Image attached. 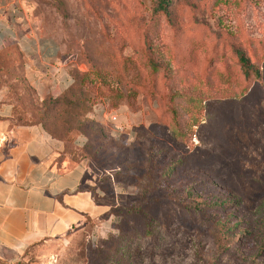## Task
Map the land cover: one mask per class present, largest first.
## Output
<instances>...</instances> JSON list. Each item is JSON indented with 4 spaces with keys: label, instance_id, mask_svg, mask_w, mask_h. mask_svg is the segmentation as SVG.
Instances as JSON below:
<instances>
[{
    "label": "rangeland",
    "instance_id": "obj_1",
    "mask_svg": "<svg viewBox=\"0 0 264 264\" xmlns=\"http://www.w3.org/2000/svg\"><path fill=\"white\" fill-rule=\"evenodd\" d=\"M34 1L66 71L50 123L109 205L40 264H264V0Z\"/></svg>",
    "mask_w": 264,
    "mask_h": 264
},
{
    "label": "crops",
    "instance_id": "obj_2",
    "mask_svg": "<svg viewBox=\"0 0 264 264\" xmlns=\"http://www.w3.org/2000/svg\"><path fill=\"white\" fill-rule=\"evenodd\" d=\"M36 4L0 0V264H40L109 209L81 186L78 147H66V131L50 123L66 71Z\"/></svg>",
    "mask_w": 264,
    "mask_h": 264
},
{
    "label": "trees",
    "instance_id": "obj_3",
    "mask_svg": "<svg viewBox=\"0 0 264 264\" xmlns=\"http://www.w3.org/2000/svg\"><path fill=\"white\" fill-rule=\"evenodd\" d=\"M166 0H157L156 9L165 10ZM237 56V62L239 63V70L242 75V78L245 81L250 80H261L262 79V70L260 69V64H252L248 57H246L243 52L239 49L235 50ZM264 55H260V59H263Z\"/></svg>",
    "mask_w": 264,
    "mask_h": 264
},
{
    "label": "built area",
    "instance_id": "obj_4",
    "mask_svg": "<svg viewBox=\"0 0 264 264\" xmlns=\"http://www.w3.org/2000/svg\"><path fill=\"white\" fill-rule=\"evenodd\" d=\"M112 117H114V116H112Z\"/></svg>",
    "mask_w": 264,
    "mask_h": 264
}]
</instances>
